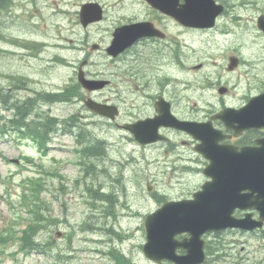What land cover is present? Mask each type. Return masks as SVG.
I'll return each mask as SVG.
<instances>
[{
    "label": "rangeland",
    "instance_id": "374dc122",
    "mask_svg": "<svg viewBox=\"0 0 264 264\" xmlns=\"http://www.w3.org/2000/svg\"><path fill=\"white\" fill-rule=\"evenodd\" d=\"M17 1L18 6L16 10L11 15L5 16L0 25V33L6 38H0V88L8 85V82L11 81V76L18 74L30 76L36 83V87L46 90L56 89L64 83L70 81L71 79H74V68L58 66L57 63H54L53 58L55 57L56 53H59L60 55L68 58L70 61L77 63V58L81 57L82 53L60 50L51 46L50 48L44 50L39 57H34L32 56V53L28 51L25 52L21 49L13 47V44L10 42L9 39H14V37L19 39L26 38L28 36L26 29H28V26L33 22L30 20L29 16L24 15L25 10L22 7V1L25 0ZM258 1L264 4V0ZM80 31L86 32L82 30L81 27ZM80 31L78 28H75L74 34H79L80 37L82 35ZM66 35L73 34L72 32H67ZM103 36L104 35L101 34L91 33L90 42L101 40ZM30 37L42 39V37L44 36L43 34H31ZM52 39L53 36L49 33L47 41H52ZM247 41H253V47L255 49V47H258L256 44L261 40L255 38L254 33H252V30L249 29ZM221 45L224 49L231 51V48L235 45V43L232 40H225L224 38H222ZM89 49L91 52V46ZM91 53H94L91 58V63H94V65H98L97 67L94 66L92 70L101 71L100 64L106 62V57L102 56L101 54H95L96 52ZM244 73L245 69L239 71L237 74L235 73V75H237V81L238 77H242ZM232 79L235 80V78ZM245 84L246 80L244 79L241 82V86H245ZM239 88L240 87H238V89ZM242 90L243 89L241 88V91ZM203 97L208 98L206 95H203ZM51 112L54 113V115H57L58 117H65L73 112V108L69 106L56 105L51 108ZM79 114L82 115L81 113ZM90 125H92V131L95 134L105 137L110 142L118 144V149H114L113 151L115 154H117V158H119L120 160L125 161L127 157L122 158V156L125 154H131L135 151L134 155L136 158H134L132 162H140L141 166H143L144 161L148 160L152 156L151 151H144L143 149L135 148V146H132L131 143L126 140V137H124L125 134L122 131H111L97 123H91ZM72 143L73 140L70 137H56L52 143L49 156L45 159L47 165L53 164L55 167L59 168V172L65 177V180H49V183L51 185L49 189L52 191H47L44 194V199L50 207V210L47 213H53V215L59 217L62 222L59 223V225L57 226H53L49 231L45 232L41 236L43 238L51 237L52 239H54L55 230H57V228H59L66 234H68L72 230H78V226L86 217L87 212L91 211L90 209H88L89 206L82 199L85 193V189L83 187L85 184H83V186L81 185L80 187H77L74 184L75 176L80 170H78V160H74L76 159V156L72 150ZM65 144L69 145L64 148ZM31 153L32 152L25 147L24 143H18L14 136L0 139V218L2 221L3 219H5L6 221L12 216L6 201H9V199L15 200V195L20 190V187L18 185L20 181L18 179L27 173L25 170L21 169L22 166H17V164H21L20 161L16 162L15 160L20 154ZM36 159L39 162L40 158L36 156ZM53 159H56L55 161H58L60 163H56ZM144 168L149 170L148 165L144 166ZM109 170L111 175L112 173L115 176L120 175V170L116 167L109 168ZM157 170L158 169H156V171ZM27 171H30V169H27ZM123 171L125 170L123 169ZM12 174H14V178L11 177ZM122 174L124 176L121 177H125L127 179V185L125 184L124 188H122L120 185H117L116 180L111 179L114 183L113 186L117 187L116 191H118L120 195L119 199L122 203L119 206L120 209L125 207L128 201L132 203L134 209L136 208V210L139 209L140 211H142L141 208L144 202L142 198H139L138 191L136 190V188L132 186V181L130 180L131 175L129 174V171H126ZM91 175L92 177H90V179L94 178V184H98L101 180L105 181L107 186L111 185L109 183L110 179L106 178L107 175L99 174L95 176L92 173ZM60 183H64L63 185L66 188L68 187V193L64 196V193L58 192V187ZM8 185L12 188L11 193H9ZM124 192L128 193L127 197L122 195ZM148 196L149 194L145 190L144 199ZM148 202H152V200ZM145 206L146 208L144 210H148L149 206ZM153 208L154 206H151L150 210H152ZM121 213L122 211H119L117 220L121 221V223L124 224L125 222H127V220L120 218ZM136 222H138V219L136 220ZM6 223L8 224L9 220H7ZM56 240L59 241L60 245L65 244L67 241V239L64 240V238H56ZM73 243V248L77 249V251L75 252L74 250H72L70 255H73L75 257L77 256V264L111 263L110 257L105 256L104 254L94 253L92 251V249L94 248V244L89 242V240H84L82 234H77V236H75L73 239ZM48 262H50V259L44 257L41 254L33 255L29 259L23 257L22 255H18L16 259H13L7 255L0 262V264H47Z\"/></svg>",
    "mask_w": 264,
    "mask_h": 264
},
{
    "label": "trees",
    "instance_id": "16d2710c",
    "mask_svg": "<svg viewBox=\"0 0 264 264\" xmlns=\"http://www.w3.org/2000/svg\"><path fill=\"white\" fill-rule=\"evenodd\" d=\"M14 6L13 0H0V20L3 18L5 12L11 13ZM21 45L36 50V48L42 46L39 43L28 42L21 43ZM25 89L30 92L29 95L17 97V90ZM80 86L78 84L68 85L63 89L62 93H48L41 92L42 90H36L32 87L30 80L24 76H11V81L8 85L0 88V106L4 110L11 112L14 110V115L11 117H0V136H4V133L10 130L17 131L23 137L30 138L38 144L40 151L47 153V143L51 139L52 135L57 134L61 131H67L69 123L75 122V117H69L68 119L61 120L57 117L51 116L50 112L43 110L44 104H52L56 100L63 101L65 104L74 103L72 96H79ZM59 124H62L60 126ZM80 134H85L83 128L78 127ZM99 150V152H98ZM93 150L91 147L86 146V148L80 149V156L83 159L81 164L86 166V171L88 174L95 172L93 165V160L91 152ZM92 154L95 156L96 152L100 153L102 149L94 150ZM100 156V155H99ZM102 157V156H100ZM99 158V157H97ZM29 163H32L31 158H26ZM57 178L62 181L64 178L59 174L56 167L42 165L40 169V176L27 179L29 185L25 184L23 188V194L20 197V204L26 212L29 218L23 219L21 216L15 219L16 225L26 224L24 229L18 231L20 237L18 241L23 242L25 247L41 249L42 243H37L36 240H32L41 231V222L44 221V216L41 213L39 207L44 204L42 199L43 193L51 185L48 184V180ZM90 179V178H89ZM75 181V182H79ZM85 183V179L82 180ZM92 181V179H90ZM62 186V185H61ZM60 186L58 192L63 193L64 190ZM91 188V189H90ZM89 193H91L94 199H99V202L107 200L109 205V210L114 207L115 196L111 193L107 196H99L93 187H87ZM97 191H100L99 189ZM46 219V218H45ZM51 220V219H49ZM4 241L3 236L0 235V242Z\"/></svg>",
    "mask_w": 264,
    "mask_h": 264
},
{
    "label": "water",
    "instance_id": "95a60500",
    "mask_svg": "<svg viewBox=\"0 0 264 264\" xmlns=\"http://www.w3.org/2000/svg\"><path fill=\"white\" fill-rule=\"evenodd\" d=\"M157 6H159L158 3H156ZM80 80L83 82V84L85 85V87H87V89H91L90 86V82L89 81H84L83 79L80 78ZM91 107V109L93 108L94 110H96L97 112L104 114V110L101 107H92V105H89ZM259 124H264V111H262L260 114H258L255 119L253 120L252 125H259ZM132 132L135 134L136 136V129L132 130Z\"/></svg>",
    "mask_w": 264,
    "mask_h": 264
}]
</instances>
